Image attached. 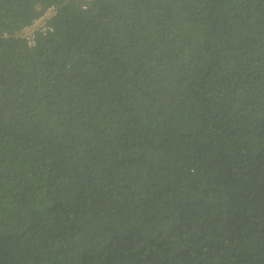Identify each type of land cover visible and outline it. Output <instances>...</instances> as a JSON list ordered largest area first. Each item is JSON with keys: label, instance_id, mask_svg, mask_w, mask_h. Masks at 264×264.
<instances>
[{"label": "trees", "instance_id": "trees-1", "mask_svg": "<svg viewBox=\"0 0 264 264\" xmlns=\"http://www.w3.org/2000/svg\"><path fill=\"white\" fill-rule=\"evenodd\" d=\"M0 264H264V0H0Z\"/></svg>", "mask_w": 264, "mask_h": 264}, {"label": "built area", "instance_id": "built-area-1", "mask_svg": "<svg viewBox=\"0 0 264 264\" xmlns=\"http://www.w3.org/2000/svg\"><path fill=\"white\" fill-rule=\"evenodd\" d=\"M57 8L54 5L46 7L32 21L19 29L16 35L26 41L28 46L35 45L37 33H46L52 29L51 18L56 13Z\"/></svg>", "mask_w": 264, "mask_h": 264}]
</instances>
